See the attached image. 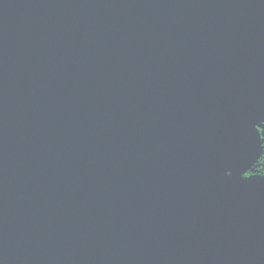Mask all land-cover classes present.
Segmentation results:
<instances>
[{
  "label": "water",
  "instance_id": "1",
  "mask_svg": "<svg viewBox=\"0 0 264 264\" xmlns=\"http://www.w3.org/2000/svg\"><path fill=\"white\" fill-rule=\"evenodd\" d=\"M264 0H0V264H264Z\"/></svg>",
  "mask_w": 264,
  "mask_h": 264
},
{
  "label": "flooded vegetation",
  "instance_id": "2",
  "mask_svg": "<svg viewBox=\"0 0 264 264\" xmlns=\"http://www.w3.org/2000/svg\"><path fill=\"white\" fill-rule=\"evenodd\" d=\"M261 141H262V153L260 154L257 161L253 164L252 168L246 172L245 177L252 175L264 176V127L259 128Z\"/></svg>",
  "mask_w": 264,
  "mask_h": 264
}]
</instances>
